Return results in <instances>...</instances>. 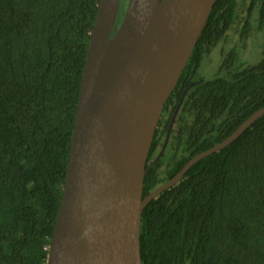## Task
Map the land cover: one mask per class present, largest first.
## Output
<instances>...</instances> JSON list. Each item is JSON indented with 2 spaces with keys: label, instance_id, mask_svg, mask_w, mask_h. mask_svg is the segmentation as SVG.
I'll return each instance as SVG.
<instances>
[{
  "label": "trees",
  "instance_id": "obj_1",
  "mask_svg": "<svg viewBox=\"0 0 264 264\" xmlns=\"http://www.w3.org/2000/svg\"><path fill=\"white\" fill-rule=\"evenodd\" d=\"M98 1L0 0V264L46 263ZM232 33L261 57L233 51L197 82L210 116L192 154L264 106V0H216L174 90ZM153 170L142 197L161 184ZM139 249L141 264H264V113L148 201Z\"/></svg>",
  "mask_w": 264,
  "mask_h": 264
},
{
  "label": "water",
  "instance_id": "obj_2",
  "mask_svg": "<svg viewBox=\"0 0 264 264\" xmlns=\"http://www.w3.org/2000/svg\"><path fill=\"white\" fill-rule=\"evenodd\" d=\"M216 0H99L45 264H141V213L196 161L234 141L264 106L142 197L161 109Z\"/></svg>",
  "mask_w": 264,
  "mask_h": 264
},
{
  "label": "flooded vegetation",
  "instance_id": "obj_3",
  "mask_svg": "<svg viewBox=\"0 0 264 264\" xmlns=\"http://www.w3.org/2000/svg\"><path fill=\"white\" fill-rule=\"evenodd\" d=\"M119 23L120 21L116 24ZM201 62L196 72L188 74L181 87L172 89L160 112L154 141L152 139L147 154L146 167L157 171L161 184L167 182L191 157L199 153L192 154L204 141V126L210 114L199 95L201 90L195 88V85L209 78L199 74ZM180 165L182 167L176 171Z\"/></svg>",
  "mask_w": 264,
  "mask_h": 264
},
{
  "label": "rangeland",
  "instance_id": "obj_4",
  "mask_svg": "<svg viewBox=\"0 0 264 264\" xmlns=\"http://www.w3.org/2000/svg\"><path fill=\"white\" fill-rule=\"evenodd\" d=\"M128 0H120V5H119V13L117 16V20L121 18V16L124 14L126 6H127ZM244 6V4H243ZM245 8V6H244ZM258 34V33H257ZM233 36H230L226 39V42H220L218 43L211 51L208 53L203 59H202V64H201V69L198 71L199 74L204 77V78H210L212 77L215 73L218 72V68L224 61L225 57L230 55L231 52L233 51L236 52L237 59L235 60V63L237 62H244L246 61L247 64H251L259 60L261 57V49L263 45V41L258 44V55L256 57V51H257V41L255 39H247L245 43L243 44L242 41H237L236 46L235 40L237 39L238 34L232 33ZM258 37V35H256ZM255 59V60H253ZM253 62H250L252 61ZM233 62V65H235Z\"/></svg>",
  "mask_w": 264,
  "mask_h": 264
}]
</instances>
